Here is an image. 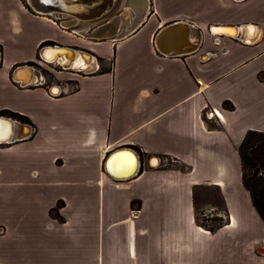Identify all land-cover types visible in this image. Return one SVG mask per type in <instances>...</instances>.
<instances>
[{
  "label": "crops",
  "instance_id": "obj_1",
  "mask_svg": "<svg viewBox=\"0 0 264 264\" xmlns=\"http://www.w3.org/2000/svg\"><path fill=\"white\" fill-rule=\"evenodd\" d=\"M144 1L114 0L109 12L83 20L36 0H0V116L15 122L12 140L0 142V264H264V221L239 154L247 131L264 132V0ZM138 3L145 14L126 37L102 45L78 30L128 29ZM176 21L201 31L197 50L157 49L163 25ZM248 23L262 29L257 42ZM211 25L241 27V37L212 34ZM189 31L190 43L200 39ZM47 44L112 64H49L39 55ZM20 66L41 79L21 84L13 78ZM46 66L54 67L49 80ZM67 79L77 88L60 84ZM212 110L220 116L208 117ZM24 123L29 134L19 138ZM122 148L140 159L127 179L105 168ZM166 156L174 162L161 164ZM206 195L220 221L214 228L198 220Z\"/></svg>",
  "mask_w": 264,
  "mask_h": 264
},
{
  "label": "water",
  "instance_id": "obj_2",
  "mask_svg": "<svg viewBox=\"0 0 264 264\" xmlns=\"http://www.w3.org/2000/svg\"><path fill=\"white\" fill-rule=\"evenodd\" d=\"M34 1V0H33ZM37 1V0H36ZM95 1V0H94ZM106 1H108V0H106ZM146 1V0H145ZM46 1H43V0H38V2H37V6L39 7V8H41V4H43V5H45L44 3H45ZM82 2L84 3V4H91L92 3V1H89L88 0V2H87V0H82ZM35 3V2H34ZM59 3V1H57V4ZM94 3V2H93ZM111 5H113V0H112V2H107V7H110ZM138 5H140V6H138ZM138 5L136 6V7H134L135 9H136V11H141L142 9H144V6H142L141 5V3H138ZM107 7L105 8V10L102 12V13H100V14H98V12H99V10H98V12L97 13H90V14H88V15H82V16H80V15H75V14H72V13H70V12H68V11H63V10H61L60 8H56V9H51L50 7H46L45 6V8H41V9H44V10H54V11H61V12H64V13H67V14H70V15H73V16H75L76 18H79V19H83V20H95L96 18H98V17H100L105 11H106V9H107ZM139 11V12H140ZM143 13H144V10L143 11H141L140 12V17H139V19H138V21H136V23H135V27L134 28H132L131 30H127V28L125 27L123 30H121V31H119V34L117 35L116 34V30H111L112 28H113V25L112 24H110V23H108V24H106V25H102L100 28H98V30L99 29H101V31H96L95 29L88 35V38H91V39H106V38H112L113 40H118V39H121V38H123V37H126L127 35H129V34H131L132 32H134L136 29H138L139 28V26L141 25V19H142V15H143ZM177 23H182V26H185V25H187L188 26V31L189 30H191V29H193L195 32H196V34L199 36L198 38H200V39H194V42L192 43L194 46H195V49H192V50H190V49H183V50H179V51H176V49H174V51H170V52H168V50H166V49H164V48H162V46H163V40H162V37L159 39V36L156 38V40H155V44H156V46H157V49L161 52V53H163V54H166V55H183V54H187V53H191V52H193V51H195V50H197L198 48H199V46H200V41H201V31L199 30V29H197V28H195V26L194 25H190V24H187V23H183V22H180V21H176V22H174V23H171V24H167V27H168V29H169V31H175L174 29H176V27L175 26H173V25H175V24H177ZM134 25V24H133ZM173 26V27H172ZM215 25H211L210 26V29H209V31L212 33V34H215L214 32H213V27H214ZM222 26H225V27H229V28H232V29H235V28H237V26H231V25H222ZM244 26V28H246V27H253V26H255L256 28H257V30H258V32H257V35L253 38V42L252 43H254V42H257L258 40H260V38H261V36L260 35H262V29L259 27V26H257V25H254V24H251V23H248V24H245V25H243ZM239 28H241V27H239ZM165 28H163V29H161L160 30V32H159V34L161 33V31L162 30H164ZM181 29H183L182 27H181ZM96 31V32H95ZM103 31V32H102ZM185 33V32H184ZM180 34L179 36L180 37H183V47H186V46H188V43L186 42V40L188 39V36L189 35H186V33L185 34ZM241 31H240V35L239 34H237V35H235V36H233V35H226V34H215V35H220V36H229V37H233V38H238V39H240V37H241ZM169 36L170 35H172V34H168ZM260 36V37H259ZM158 40V41H157ZM182 41V40H181ZM243 43H245V44H249L250 42H248V38H246V39H244L243 41H242ZM251 43V44H252ZM164 46H167V43L166 44H164ZM59 49L60 50H65V49H69V50H76V51H80V53L82 54V55H89V56H93L92 54H91V52H88V51H85V50H83V49H78L77 47H65V46H62V45H58V44H54V45H48V46H45V47H43L42 49H41V51H40V57H41V59H43V60H46L45 59V52H47V51H59ZM46 61H49V60H46ZM72 61V60H71ZM79 68H81V69H83L81 66H78ZM23 71H32V74H31V76L32 75H34V76H37L38 77V81L41 79L40 77H41V74H40V71L39 70H35L34 68H30V67H28V66H20V67H17L15 70H14V74H13V78L15 79V80H18L21 84H24V85H27V84H29L30 82H31V80H32V78H31V76H30V81L28 80L27 82L26 81H24L22 78H19V77H17V75H21V73L23 72ZM14 120H12L11 118H4V117H2V116H0V135H1V137H0V142H3V141H10V140H12V136H13V128H14V125H15V122H13ZM3 123L4 124H6L7 126L6 127H4L5 125H3ZM25 127H26V132L25 133H22L21 134V136L19 137V138H25V137H27L26 135H28L29 134V130H30V128H29V126L28 125H25ZM124 151H128L127 153H128V155H129V157L131 158V159H133V157L135 158V163H134V165L131 167L130 165H126L125 163H123L124 165H122V163H120L121 165H119L118 163H116V167L117 168H120V170H122V171H124L125 173H129L130 171H131V169L132 168H134L135 166V168L138 170V166L140 165V159H139V157H138V155L136 154V152L135 151H133V150H130V149H126V148H122V149H118V150H115V151H113V152H111L109 155H108V157H107V159H106V161H105V168H106V170H107V164L111 161V159L113 160V158L115 159V157L118 155V154H123L124 153ZM135 153V154H134ZM108 171V170H107ZM137 172V171H136ZM135 172V173H136ZM112 175V174H111ZM134 175V173L133 174H131V175H129V176H126V175H124V176H122V177H115V176H113V177H115V178H118V179H127V178H130V177H132Z\"/></svg>",
  "mask_w": 264,
  "mask_h": 264
},
{
  "label": "bare ground",
  "instance_id": "obj_3",
  "mask_svg": "<svg viewBox=\"0 0 264 264\" xmlns=\"http://www.w3.org/2000/svg\"><path fill=\"white\" fill-rule=\"evenodd\" d=\"M43 1H46V2L44 3L45 5L41 4V8H45V6L46 7H50L51 9L60 8L63 11H68V12H70L72 14L80 15V16L88 15L91 12L92 13H97L98 10H99L98 14H100L107 7V2H109V1L112 2V0H108V1H106V0H95V1L94 0H89V1H92L91 4H84L82 2V0H43ZM57 1H59L58 4H57ZM36 2H38V0ZM87 2H88V0H87ZM113 2H114V0H113ZM144 4H147V2L144 1ZM143 6H145V5H143ZM108 10H111L110 7H107L106 11H108ZM128 10H131V9H128ZM143 10L144 9H142L141 11H143ZM86 23H88V22H86ZM75 24L77 25V23H75ZM181 25H182V23H179L177 25H173V26L176 27V29H174L175 31H173V32L169 31L168 27H166L167 25L166 26L163 25V28H165V29L162 30V32L160 33L159 39L162 37V40H163L162 48L168 50V52L173 51L174 49H176V51L183 50V49H190V50L195 49V46L192 43H190L189 39H188V41H186L188 43V46L183 47V38H179V34H178V32H179V30L181 28ZM98 26H96V27H98ZM134 27H135V24L131 25L127 30H131ZM185 30L187 32V35H189L190 31H188V26L185 27ZM212 30H213V32L215 34H222L223 33V34H226V35H228V34L230 35L231 34L233 36L239 34V31H240L238 27L235 28V29H232V28L225 27V26H222V25H215ZM81 32L83 34H88V35L90 34V33L86 32V31H81ZM117 33L119 34L118 30H116V34ZM169 33L172 34V35H170V38H169L170 40H175L176 39L175 40L176 43L174 44L173 48H171L169 46H164V44H166V43L168 44V42H169V40L166 39V37H167V35ZM172 37H174V39H172ZM249 41L250 40H248V42ZM45 56H46L45 59L49 60L47 62H50V63H58L59 62V63H62V65H65L68 68H75V67L81 66L83 69H88V67L85 66L86 63H89L90 66H93L92 68L96 67L94 56H89V55H86V54L82 55L80 53V51H76V50H69V49L60 50L59 49V51L58 50L57 51H47V52H45ZM82 59H84V60H82ZM22 73H21V75L20 74L17 75V77H19V78L22 77ZM31 74H32V71H29L28 77H26L24 81H26V82L28 80L30 81ZM0 137H1V135H0ZM127 152L128 151H124L123 154H118L115 157V159L114 158H113V160L111 159V161L107 164V169H108V171H110V173L113 176H115V177H122L124 175L129 176V175H131L133 173L135 174V172L137 171V169L135 168L136 166L134 168H132L129 173L128 172L125 173L124 171L120 170V168L116 167V163H118L119 165H121L120 163H122V165H124L123 163H125L126 165H130L131 167L134 165L135 158L133 157V159H131Z\"/></svg>",
  "mask_w": 264,
  "mask_h": 264
},
{
  "label": "trees",
  "instance_id": "obj_4",
  "mask_svg": "<svg viewBox=\"0 0 264 264\" xmlns=\"http://www.w3.org/2000/svg\"><path fill=\"white\" fill-rule=\"evenodd\" d=\"M239 154L243 184L250 192L252 203L264 221V132L247 131L239 146Z\"/></svg>",
  "mask_w": 264,
  "mask_h": 264
},
{
  "label": "rangeland",
  "instance_id": "obj_5",
  "mask_svg": "<svg viewBox=\"0 0 264 264\" xmlns=\"http://www.w3.org/2000/svg\"><path fill=\"white\" fill-rule=\"evenodd\" d=\"M182 4H187L186 2H182ZM177 8H179V7H177ZM115 10H122L121 8H117V9H115ZM124 10V9H123ZM130 11V10H129ZM125 13V12H124ZM96 25L97 24H95V23H91V24H89L88 26H86L85 28H83L82 26H81V28H79L78 30L80 31H86V32H88V33H90V31L92 30H94V28L96 27ZM123 24L121 23L120 25H119V27H121ZM131 25V24H130ZM83 28V29H82ZM85 36H87L88 37V34H84ZM94 40H96V41H98V42H100L102 45H106V44H103V43H105V41H102V40H99V39H93V40H91V41H94ZM78 49H81L80 47H77ZM114 53V52H113ZM94 55H96V57H97V59H98V61L99 62H101V65H102V68L100 69V70H102L104 67H106V65L109 67V66H111V64H112V61L110 60H108V61H106V59L105 58H103V57H101V56H98L96 53H94ZM114 55V54H113ZM113 55L111 56V58H113ZM82 60H84V59H82ZM113 61H114V59H113ZM84 62V61H83ZM110 63V64H109ZM113 64H114V62H113ZM51 66V65H50ZM50 66H46L45 67V69L43 68V73L45 74V80L46 79H50V78H52V74H51V71L54 69V67H50ZM85 66H87L88 67V69H90V68H92L93 66H90V64L89 63H86L85 64ZM107 68H104V70H106ZM99 70V71H100ZM259 75H260V77H261V79H263L264 80V72L263 73H259ZM50 76V77H49ZM225 107H226V104H225ZM252 120H253V118H252ZM252 171H249V173H251ZM207 197H203V198H200L199 200H198V220H199V222L200 223H203V224H206V225H208V226H210V227H212V228H214V227H216V226H218L219 224H220V221L218 220V218H217V216L216 215H211V209H209L210 207H207L206 206V204L209 202V201H212V197H210V195H206Z\"/></svg>",
  "mask_w": 264,
  "mask_h": 264
},
{
  "label": "built area",
  "instance_id": "obj_6",
  "mask_svg": "<svg viewBox=\"0 0 264 264\" xmlns=\"http://www.w3.org/2000/svg\"><path fill=\"white\" fill-rule=\"evenodd\" d=\"M48 45H54V44H47V45H44L43 47H45V46H48ZM42 47V48H43ZM41 48V49H42ZM84 50V49H83ZM85 51H87V50H85ZM88 52H91V51H88ZM91 54L94 56V57H96V55H94V53L93 52H91ZM97 58V57H96ZM43 60V59H42ZM43 61H45L46 63H49V64H53V63H50V62H47L46 60H43ZM110 61V60H109ZM110 64V63H109ZM100 69V65H98L97 66V68H96V70H99ZM40 70L41 71H43L42 70V68H40ZM50 77V76H49ZM37 81H38V79H37ZM199 82V84H201V82L200 81H198ZM60 84L61 85H64L65 87H68V88H70V89H75V88H77V86H78V83H77V81H74V80H72V79H70V80H65V81H62V82H60ZM55 93L54 92H52V94L51 95H54ZM206 114H207V116L208 117H213L214 115H216V116H220L219 114H218V112L217 111H215V110H212V111H206ZM25 125H27V124H23L22 126H24L25 127ZM29 126V125H28ZM30 127V126H29ZM4 142V141H3ZM7 142V141H6ZM159 160H160V162H161V164H169V163H173L174 162V159L173 158H171V157H160L159 158Z\"/></svg>",
  "mask_w": 264,
  "mask_h": 264
},
{
  "label": "flooded vegetation",
  "instance_id": "obj_7",
  "mask_svg": "<svg viewBox=\"0 0 264 264\" xmlns=\"http://www.w3.org/2000/svg\"><path fill=\"white\" fill-rule=\"evenodd\" d=\"M77 26V25H76ZM91 39V38H90ZM87 51H89V50H87ZM45 69V68H44ZM42 70H43V68H42ZM68 80H70V79H68Z\"/></svg>",
  "mask_w": 264,
  "mask_h": 264
}]
</instances>
